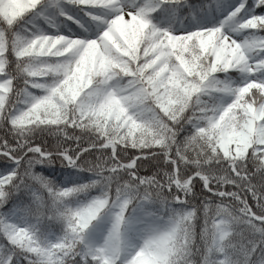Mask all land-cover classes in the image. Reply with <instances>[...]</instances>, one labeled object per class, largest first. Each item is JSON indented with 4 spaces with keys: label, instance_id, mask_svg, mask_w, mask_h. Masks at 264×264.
Listing matches in <instances>:
<instances>
[{
    "label": "clouds",
    "instance_id": "clouds-1",
    "mask_svg": "<svg viewBox=\"0 0 264 264\" xmlns=\"http://www.w3.org/2000/svg\"><path fill=\"white\" fill-rule=\"evenodd\" d=\"M63 3L90 32L99 31L76 0ZM236 6L116 0L104 13L126 20L148 8L144 46L159 43L164 51L167 37L183 42L220 23L211 48L190 42L201 71L215 67L208 90L198 94L176 90L158 99L137 69L138 53H110L106 69L81 62L77 49L41 53L64 57L59 62L9 58V87L0 86V147L11 156L0 153V216L20 231L12 239L0 235V264H80L81 253L107 264H264V155L254 148L264 144V117L249 125L247 111L236 112L226 122L235 130L226 155L200 134L206 109L215 113L238 93L251 90L246 101L264 112V19H249ZM38 15L31 18L37 32L66 27L50 10L47 21ZM0 29L19 46V24ZM53 88L61 93L55 105L37 106ZM110 98L141 125L133 138L120 131ZM80 223L86 229L73 234L69 226Z\"/></svg>",
    "mask_w": 264,
    "mask_h": 264
},
{
    "label": "snow or ice",
    "instance_id": "snow-or-ice-1",
    "mask_svg": "<svg viewBox=\"0 0 264 264\" xmlns=\"http://www.w3.org/2000/svg\"><path fill=\"white\" fill-rule=\"evenodd\" d=\"M84 16L90 23L98 25L99 31L90 32L88 26L81 21L80 16L70 14L64 7L63 0H0V26L16 28L21 26L17 34L20 43L19 46L9 41L7 33L0 36V66L3 72H0V86L6 90L9 87L7 68L9 58L21 60L26 55H37L42 60L48 62H59L64 59L62 56L41 55L42 52L51 49L52 51H62L65 49H77L81 53V62L88 60L89 63L97 65L100 69H106L111 65L115 53L117 56H126L131 53H138L133 58L136 60L138 71L147 79L150 92H154L157 98H160L162 92H174L182 90L188 95L207 91V81L215 72V67H210L208 71H201L200 58L191 51L190 42L193 38L202 40L206 49L211 48L214 43L215 31L218 36L222 32L220 23L216 29L208 30L204 36L192 37L191 35L180 40H173L172 36L167 37V51L160 48L159 43L144 46L145 30L148 27L147 15L149 9L144 8L138 12L131 13L124 20L116 17L106 16V10L113 8L116 0H76ZM243 6V11L248 13V18L264 19V0H237V6ZM234 7L231 12L236 11ZM52 11L60 19L70 21L79 29V33L62 32L61 29L50 27V31L35 30L31 22L34 15L42 21H47L51 17L46 16L45 12ZM227 15V14H226ZM223 22H227L226 19ZM2 31V29H0ZM34 79V77H32ZM220 91H228L226 86H222ZM250 91L241 92L235 95L229 105L223 109L213 112L212 109H206L208 115L205 117L207 127L200 130L201 135H208L216 140L217 146L223 148L222 154H227L228 144L231 143V137L235 134L234 129H228L226 122L238 111H247L249 125L255 124L260 118L264 117V112L255 103L246 101V96ZM59 88H53L47 96L38 100L37 106L45 104L55 105L56 99L60 96ZM108 105H115L117 112L115 119L120 124L122 131L129 139L135 136L136 131L141 127L134 117L125 114V110L120 107L119 101L114 98L108 100ZM22 119V118H20ZM19 122V120H18ZM256 155H264V144L254 145ZM250 152L252 149L249 150ZM0 153L11 156V153H5L3 147H0ZM118 155V154H115ZM144 157H138L143 159ZM14 159V158H13ZM129 170H134L135 161L130 160L127 164ZM5 179V176H0ZM70 230L75 234L86 229V223L70 225ZM0 235L6 239L15 237L16 232L20 231L11 219L0 216ZM80 264H107L99 256L89 253L78 257ZM9 264H12L9 261Z\"/></svg>",
    "mask_w": 264,
    "mask_h": 264
},
{
    "label": "trees",
    "instance_id": "trees-1",
    "mask_svg": "<svg viewBox=\"0 0 264 264\" xmlns=\"http://www.w3.org/2000/svg\"><path fill=\"white\" fill-rule=\"evenodd\" d=\"M84 19H86V18H84ZM64 23H65L66 27L61 28L62 32H65V33H67V32L79 33L80 32V29L75 24L71 23L70 21H65ZM46 30L50 31V29H46ZM45 174L47 175L48 173L46 172Z\"/></svg>",
    "mask_w": 264,
    "mask_h": 264
}]
</instances>
